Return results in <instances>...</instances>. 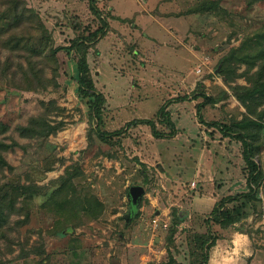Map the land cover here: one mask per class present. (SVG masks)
<instances>
[{
	"label": "rangeland",
	"instance_id": "1",
	"mask_svg": "<svg viewBox=\"0 0 264 264\" xmlns=\"http://www.w3.org/2000/svg\"><path fill=\"white\" fill-rule=\"evenodd\" d=\"M210 2L215 3L212 9L200 10ZM89 3L0 0V118L9 125L2 135L7 144L2 153L10 166L0 174L5 215L0 222V264H168L169 250L180 264H191V246L184 244L192 230L209 228L206 218L182 228L180 221L174 243L169 244L167 236L174 214L183 208L179 186L187 190L193 182L181 181L175 166L189 154L192 159L194 151L180 145L178 137L155 138L147 124L126 125L141 116L157 119L159 108L167 104L173 118L189 116L208 132L217 127L199 121L201 92L229 93L202 108L206 122L242 119L245 107L231 86L249 85L247 65L227 62L233 70L227 84L221 62L233 49L246 53L251 41L259 43L255 35L264 30V0H97L109 25L98 42L89 44L88 62L91 78L106 97L101 127L125 128L114 137L120 140L115 144L93 132L99 119L79 91L77 52L66 48L100 26ZM166 10L184 17L175 23L159 15ZM173 27L177 34L169 31ZM38 119L39 124L43 119L60 128L38 135L33 129L41 126L32 125ZM157 127L170 131L160 122ZM259 143L257 160L264 171V128ZM68 171L76 174L79 194H94L104 202L101 217L79 213L63 223L65 216L48 206L59 178ZM137 184L144 186L145 194L129 218L128 191ZM18 185L35 192L23 193ZM258 197L249 218L210 225L217 238L214 264H264V180ZM236 236L244 238L237 249Z\"/></svg>",
	"mask_w": 264,
	"mask_h": 264
},
{
	"label": "trees",
	"instance_id": "2",
	"mask_svg": "<svg viewBox=\"0 0 264 264\" xmlns=\"http://www.w3.org/2000/svg\"><path fill=\"white\" fill-rule=\"evenodd\" d=\"M90 9L93 14L100 21L94 31L90 32L87 36H81L76 40H73L71 46L66 47L67 49H75L78 55V72H79V91L81 95L87 97L90 100L91 107L95 116L99 119V123L93 128V132L104 142L108 144H115L120 140H115L114 137L120 136L124 133L125 128H120L114 131H107L101 127L102 113L105 109L106 97L102 91H100L90 75V67L88 62V52L91 47L90 43L98 42V39L105 35L108 28L107 20L102 16L100 8L97 6V0H90ZM207 5H201L200 10H209L215 6L214 2H210L208 8ZM24 15V14H22ZM23 17V16H22ZM45 27V26H43ZM259 39V43L249 44L248 52L239 53L240 49H233L229 56H224L222 59L221 74L224 80L229 84L231 77L230 72H233L229 63L234 62L245 63L247 68L245 74L248 75L249 85L236 84L231 86L232 93L237 97L240 103L245 107V113L242 119L232 121V123H219V122H206L202 116V108L209 104H215L218 101L226 98L229 93L222 91L219 96L207 94L201 92L198 97H202L204 100L197 105V116L199 121L205 123L208 126L217 127L220 129L224 136H234V139L241 142L243 145L242 156L246 164V183L248 190L243 193L236 195H228L221 199L211 210L210 217L205 219L208 225L206 231L192 230L188 241H185L184 246H191V254L195 258L191 264H208L209 263V251L215 245L217 238L213 235L210 229V225L221 224L222 226H228L239 221H243L250 217V209L253 213L257 209V200H259L258 193L259 188L264 180V171L260 166L257 158L262 148L260 141V131L264 128V124L261 122L264 116V30H260L255 35ZM246 45V42H245ZM251 51V52H250ZM229 62V63H227ZM256 69L251 72L254 68ZM39 119L33 121L34 126L41 128H34L33 132L38 135H50L57 132L60 128L58 124H53L47 120ZM157 122L165 124L169 132L159 130ZM147 124L151 128L152 135L155 138L172 137L177 133L175 122L171 118L170 111L167 109V104H163L157 113V119H134L127 123L126 128L132 125ZM24 128L28 127H23ZM30 129V128H29ZM9 130V125L1 120L0 118V174L3 173L5 166H8L7 161L3 156V150L7 147L4 141L3 134ZM118 139V138H117ZM138 160V158H135ZM139 163L145 165L143 162ZM76 174L68 171L65 175L59 178V186L53 191L49 200L46 202L48 206H52L54 211L65 216L63 223L69 218L74 221L76 216L85 214L88 218L97 219L105 212L104 202L96 195L90 194L82 196L77 192L76 184L74 179ZM146 181V178H145ZM23 193H34L35 190L30 186L18 185L17 186ZM232 203V204H229ZM235 203V204H234ZM229 204V205H228ZM137 210L134 209V215ZM177 213V211H176ZM139 214H137L138 216ZM175 222L173 228L169 231L167 236V242L174 243V237L178 230V225L181 221L179 214H174ZM5 219L4 211L0 204V222L2 223ZM76 224L78 222H75ZM80 224V223H79ZM201 247V249H199ZM169 253L168 264H180L175 258L171 250Z\"/></svg>",
	"mask_w": 264,
	"mask_h": 264
},
{
	"label": "crops",
	"instance_id": "3",
	"mask_svg": "<svg viewBox=\"0 0 264 264\" xmlns=\"http://www.w3.org/2000/svg\"><path fill=\"white\" fill-rule=\"evenodd\" d=\"M166 11L167 12L159 11L158 13L160 16L164 15L172 20L175 19V23L184 17L179 12ZM155 12L157 11H154V13ZM154 13L153 16H155ZM174 28L175 27L169 28V31L177 34L180 27L177 26V29L179 28L178 30ZM183 38L184 35L180 40H183ZM170 114L177 129V133L174 137H178L180 145H184L183 147H185L187 151L190 152L191 149L194 151L192 159L189 154V156H187L189 159L186 158L187 160L182 164H177V166H175L178 168V173L182 174L181 181L192 180V183H195L194 186H192L191 183V186L187 190L179 186V192L183 193L184 199L180 206L185 208H181L178 211L181 219L180 227L182 228L189 226V224L193 225L199 223L201 216L205 218L210 217L211 210L221 199L228 195H236L246 191V177L242 173L245 164L242 159V144L240 141H233L230 136L223 137L224 135H221V131L218 130V128H208V132L206 130L201 131V129L197 127V123L193 122L189 116L182 115V118L178 120V118L172 117L173 115L171 112ZM151 116L136 118L148 119L151 118ZM213 129L217 130V132H213ZM200 134L204 135L206 143H203V138ZM196 141H199L198 145H196ZM202 145H204V147H202ZM199 231H205V229L199 227ZM233 242L235 243V241ZM240 245L235 243V248L237 249ZM216 246L217 244L209 251V264H213L216 259ZM229 258L230 257H228V259Z\"/></svg>",
	"mask_w": 264,
	"mask_h": 264
},
{
	"label": "water",
	"instance_id": "4",
	"mask_svg": "<svg viewBox=\"0 0 264 264\" xmlns=\"http://www.w3.org/2000/svg\"><path fill=\"white\" fill-rule=\"evenodd\" d=\"M144 194H145L144 186L139 184L130 186L128 191V197L131 203V208L128 216L129 218L134 216V209L136 210L138 209V205Z\"/></svg>",
	"mask_w": 264,
	"mask_h": 264
},
{
	"label": "clouds",
	"instance_id": "5",
	"mask_svg": "<svg viewBox=\"0 0 264 264\" xmlns=\"http://www.w3.org/2000/svg\"><path fill=\"white\" fill-rule=\"evenodd\" d=\"M243 237H240V236H236V237H234V241H235V243L237 244V245H240L241 243H242V241H243ZM213 264H214V262H213ZM225 264H227V261H225Z\"/></svg>",
	"mask_w": 264,
	"mask_h": 264
},
{
	"label": "built area",
	"instance_id": "6",
	"mask_svg": "<svg viewBox=\"0 0 264 264\" xmlns=\"http://www.w3.org/2000/svg\"><path fill=\"white\" fill-rule=\"evenodd\" d=\"M194 184H195V183H192V185H194ZM262 217H263V220H264V207H263Z\"/></svg>",
	"mask_w": 264,
	"mask_h": 264
}]
</instances>
